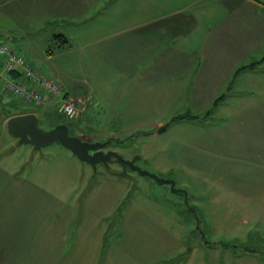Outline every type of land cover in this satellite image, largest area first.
<instances>
[{"label":"rangeland","instance_id":"374dc122","mask_svg":"<svg viewBox=\"0 0 264 264\" xmlns=\"http://www.w3.org/2000/svg\"><path fill=\"white\" fill-rule=\"evenodd\" d=\"M97 1L0 0V41L44 77L57 78L63 92L69 89L78 110L69 121L86 138L107 143V150L141 171L173 181L174 187L124 169L114 158L94 168L58 142L37 150L17 144L18 152L10 145L13 136L0 124V134L8 139L4 166L22 165L24 179L37 182L25 186L17 201L25 226H19L21 215L1 220V232L7 230L6 247L12 243L13 249L21 248L18 239H26L39 251L35 255H41L40 264H264V75H258L261 83L250 90H226L219 94L225 93L224 103L209 102L205 109L201 102L207 100L199 94L192 92L189 101L185 92H172V101L162 108L127 110L130 119L106 117L95 99L84 116L86 102L78 105L75 98L79 87H95L97 45L89 42L98 24L110 16L113 21L118 17L121 31L130 13L126 0H119L116 11L103 14L98 8L104 6ZM178 1L163 2L161 8H174ZM160 11L136 15L138 20H154L164 15ZM188 15L176 17L184 36L189 35ZM198 21L200 29L192 34L204 38L214 20L206 15ZM105 30L99 27V32ZM59 32L71 42L64 55L56 50L54 36ZM48 49L55 51L47 54ZM250 57L256 65L264 61L263 56ZM252 68L253 64L243 67L256 76L257 69L264 72V63ZM2 86L0 80V121L10 113L36 111L43 129L60 122L58 102L44 112L7 95ZM114 132L119 133L117 143L110 135ZM44 208L53 227L40 226L46 219L40 216ZM52 254L56 255L46 257ZM16 258L9 264H19V255Z\"/></svg>","mask_w":264,"mask_h":264},{"label":"crops","instance_id":"0c3cea01","mask_svg":"<svg viewBox=\"0 0 264 264\" xmlns=\"http://www.w3.org/2000/svg\"><path fill=\"white\" fill-rule=\"evenodd\" d=\"M175 1L126 0V11L130 10V13L126 23L120 26L123 27L121 31L117 27L118 17L113 21L110 16L101 25L98 24L95 38L89 42L91 45H97L94 52L97 62L94 73L95 87L83 90L79 87L77 90L81 91L80 95L75 98L78 105L86 102L84 116L88 113V107L93 99L103 105L106 117L118 115L120 119H130L131 116L127 110L136 107L139 109L162 108L171 100L172 92H185V99L189 101L192 92L199 94V99L207 100V102H201V108H204L209 102L217 104L223 101L224 103L226 90L232 91L237 86L241 91L246 92L254 83H261L262 78L259 79L258 75H264V72L257 67L264 61L257 62V65L254 62L250 63V56L257 55L260 58L263 56L262 60H264V0H179L174 8H161L163 2ZM97 2L104 6L98 8L103 14L104 10L105 12L116 11L119 0H98ZM152 10H161L159 13L164 15L154 20L144 18L138 20L136 14L149 13ZM185 12L190 13L186 16L187 22H185L189 31L188 36L185 34L187 37L184 36L180 21L176 18ZM206 15L213 19L214 23L209 27V33L204 38H200L198 34L192 33L200 29L198 20ZM99 27L100 30L106 27V30L99 32ZM116 28H118L117 31L109 32ZM62 35L67 40L66 43L61 41ZM54 38L59 55L69 53L70 40L61 32L55 34ZM61 45L63 47L60 48ZM54 51L55 49H48L47 54ZM27 62L31 65L29 61ZM250 64H255L251 71L257 69L254 72L256 76L243 69ZM103 65L105 68L101 71ZM40 74L42 75L41 72ZM10 78L15 79L16 76L11 74ZM53 80L59 81L57 78ZM64 91L70 98L69 89L64 88ZM223 92L225 93L219 96ZM220 97H222L221 101L215 103ZM46 98L51 99L45 106H39L44 112L48 108H53L58 102L57 98L47 95ZM27 113L38 115L36 111L6 115L0 121L4 132L6 133V123L10 117ZM156 125H162V123ZM118 134V132L110 133L112 141L117 143L115 138ZM12 138L11 147L17 148V144L21 145L15 137ZM5 141L8 143V139L0 134L2 145H0V264H9V259H17L18 255L21 260L19 264H40L41 255H35L39 251L31 249V244L26 239L23 241L18 239L21 248L13 249L12 243L6 247L7 230L1 232L3 218L13 221L21 215L17 201L24 196V187L37 185L36 181L24 179L21 173L22 165L4 166L3 161L6 159L8 149L5 147ZM17 151L20 150L17 148ZM47 211L48 209L44 208V213L40 215L46 217L40 225L43 228L46 224L53 227L54 221L49 222ZM19 222V226L24 225L22 215ZM35 226L40 227L38 224ZM41 242L45 244L48 241L44 239ZM16 245L17 239L15 247ZM16 263L18 264L17 261Z\"/></svg>","mask_w":264,"mask_h":264},{"label":"water","instance_id":"95a60500","mask_svg":"<svg viewBox=\"0 0 264 264\" xmlns=\"http://www.w3.org/2000/svg\"><path fill=\"white\" fill-rule=\"evenodd\" d=\"M6 127L8 133L15 137L19 144L30 145L37 150L58 142L72 152L80 161L86 162L94 168L98 163L108 165L110 159L114 158L120 162L124 169L130 167L159 182H165L170 184L171 187H174L173 181L159 179L148 172L141 171L133 162L124 160L116 152L111 150L106 152L102 151V148L106 147L107 143L82 141L79 137L69 135L68 126L66 124H58L54 128L46 130L39 126L37 114L27 113L10 117L7 120ZM181 193L186 195L184 191H181Z\"/></svg>","mask_w":264,"mask_h":264},{"label":"built area","instance_id":"2783aa9c","mask_svg":"<svg viewBox=\"0 0 264 264\" xmlns=\"http://www.w3.org/2000/svg\"><path fill=\"white\" fill-rule=\"evenodd\" d=\"M12 72L18 73L15 79L10 78ZM0 80L7 95L26 103L42 105L46 102L47 93L50 97L58 98V112L64 117L72 119L78 114L74 102L64 96L57 81L41 75L19 53L3 43L0 44Z\"/></svg>","mask_w":264,"mask_h":264},{"label":"flooded vegetation","instance_id":"af4514ba","mask_svg":"<svg viewBox=\"0 0 264 264\" xmlns=\"http://www.w3.org/2000/svg\"><path fill=\"white\" fill-rule=\"evenodd\" d=\"M58 119H59V123L55 124H63L65 123L68 126V130H69V135L74 136V137H79L82 141H88V142H94V140H92L91 138H86V134H83L82 132H80V127L78 128L76 126L75 123H73V121H69L67 120V118L58 115ZM55 126L51 127L50 129L54 128ZM102 151H109L107 150V147L102 148ZM92 153V152H91Z\"/></svg>","mask_w":264,"mask_h":264},{"label":"trees","instance_id":"16d2710c","mask_svg":"<svg viewBox=\"0 0 264 264\" xmlns=\"http://www.w3.org/2000/svg\"><path fill=\"white\" fill-rule=\"evenodd\" d=\"M61 37H62V39H63V40H61V41H63V43H66L67 40L65 39V37H63V35H62ZM61 47H63V45H61L60 48H61ZM57 48H58V47H57ZM254 66H255V64H253V67H254ZM252 69H253V68H252ZM239 70L241 71V69H239ZM239 70H237V71L239 72ZM12 74L15 75L16 77H17V75H18L17 73H12ZM64 96H65V97H68V95H67L66 93L64 94ZM222 97H223V96H222ZM222 97L217 98L216 101L219 102L218 100H220ZM217 102H215V103H217ZM215 105H216V104H215ZM209 112H210V111H209ZM180 118H181V119H184L183 117H180ZM191 118H196V116H192Z\"/></svg>","mask_w":264,"mask_h":264}]
</instances>
